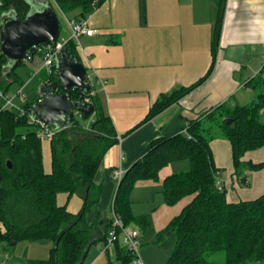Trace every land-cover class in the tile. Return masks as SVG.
Returning <instances> with one entry per match:
<instances>
[{"label": "trees", "instance_id": "16d2710c", "mask_svg": "<svg viewBox=\"0 0 264 264\" xmlns=\"http://www.w3.org/2000/svg\"><path fill=\"white\" fill-rule=\"evenodd\" d=\"M51 1L50 4H55L64 14L75 13L73 19H86L105 2ZM225 4L226 0H220L212 37L213 63L208 75L217 57ZM30 10L27 0H0V19L10 12L24 20ZM65 48L81 61L74 40H68ZM37 57L40 60L41 55L31 48L25 60L10 68L7 58L0 52V92L7 94L13 83L20 82L18 67ZM54 69L57 70L56 65ZM208 75L189 87L163 94L139 125L179 102ZM39 76L50 82L57 80L56 75L48 77L45 71ZM247 86L257 93L251 104L225 102L188 120L183 132L155 139L125 172L117 187L113 214L125 226L138 228L146 235L153 232V225L150 217L134 215L131 201L134 187L140 182H160L164 167L181 160L189 161L188 170L175 172L162 183L167 206L189 200L181 213L154 239L156 244H161L167 240V233L175 237L166 264H213L210 256L219 252L226 255L224 264L264 263V194L251 201L229 202L227 190H218L217 173L222 170L216 168L210 147L215 139L231 143L235 174L242 186L251 184L246 170L264 169V162L243 161L248 151L264 148V66ZM79 96L78 90L72 91V99ZM86 98L94 107L91 115L85 119L78 113L68 127H53L56 133L51 140L50 173L44 170L38 125L29 124L27 116L2 109L4 101L0 98V243L51 242L49 258L34 261L37 264H85L90 248L99 243L105 245L113 227V217L106 219L104 231L99 228L98 221L90 224L87 217L102 193V186L97 185L94 178L108 150L118 143V134L93 87ZM34 101L25 105L27 109L34 111ZM77 116L91 120L90 125H82ZM60 194L80 196L83 199L81 211L73 214L60 206L57 200ZM113 247L118 264H131L133 256L120 242H115Z\"/></svg>", "mask_w": 264, "mask_h": 264}, {"label": "crops", "instance_id": "0c3cea01", "mask_svg": "<svg viewBox=\"0 0 264 264\" xmlns=\"http://www.w3.org/2000/svg\"><path fill=\"white\" fill-rule=\"evenodd\" d=\"M219 6L220 0H105L86 18L89 28L96 34L81 37L79 56L87 69L88 83L122 137L108 150L94 178L96 184L102 186V193L91 210L92 215L87 217L90 224L99 221L102 215L107 219L106 213L97 208L106 200L112 211L118 187L116 172H126L144 155L152 141L183 132L188 120L225 102L248 105L254 101L244 103L247 98L244 94L251 89L248 82L264 66V0H226L217 57L208 75L213 63L212 37ZM33 62L39 67L38 61L34 59ZM206 75L203 83L179 102L139 125L163 94L189 87ZM23 82L18 83L24 91L26 85ZM36 97L30 100L26 94V103ZM16 103L21 101L16 99ZM210 147L216 168L225 170L221 175L224 173L227 178L229 202L251 201L264 194V169L246 170L251 184L242 186L235 174L231 143L215 139ZM42 152L44 170L50 173V140H42ZM243 161L264 162V148L247 152ZM187 167L188 163L180 162L164 167L160 182L138 183L132 191L131 201L133 195L143 196L148 192L150 195L149 188L162 185L165 178L185 171ZM149 195L141 202L149 203ZM57 200L73 214L79 213L83 206V199L78 195L60 194ZM188 202L184 200L175 206H167L164 199L148 213H142L136 211L132 201L134 215L148 216L152 221L153 232L140 236V240L142 237L146 239L145 243L157 247L152 249L141 243L149 264H157L161 259L164 263L170 255L173 243L156 244L154 239ZM96 263L95 258L88 264Z\"/></svg>", "mask_w": 264, "mask_h": 264}, {"label": "water", "instance_id": "95a60500", "mask_svg": "<svg viewBox=\"0 0 264 264\" xmlns=\"http://www.w3.org/2000/svg\"><path fill=\"white\" fill-rule=\"evenodd\" d=\"M37 1H28L31 10L24 20L10 12L3 14L0 19V51L7 58L10 68L25 60L34 46L55 45L60 39V23L53 7L36 10ZM56 66L57 80L42 89L44 102L34 105L32 115L56 129H63L74 122L75 114L82 113L86 119L93 113L94 107L86 101L92 85L86 82L88 76L85 65L67 48L56 55ZM75 89L80 92V96L74 100L72 91ZM8 166L12 167L10 161ZM105 224L106 217L102 215L98 221L102 231Z\"/></svg>", "mask_w": 264, "mask_h": 264}, {"label": "rangeland", "instance_id": "374dc122", "mask_svg": "<svg viewBox=\"0 0 264 264\" xmlns=\"http://www.w3.org/2000/svg\"><path fill=\"white\" fill-rule=\"evenodd\" d=\"M27 1L33 3V1L35 0H27ZM50 1L51 0H38L37 3L35 4L36 7L34 9L41 10L48 6L53 7L54 11L56 12L58 16L59 23H60V32H61L60 40L67 41L71 35V31H70L67 20L75 18V13L64 14L60 9H58L55 6V4L51 5L50 3L52 1L51 2ZM35 61H39V58L37 57ZM38 70H39V67L35 65L33 61H27L25 65L18 67V70H17L21 75V78H22L21 80L24 81L23 83L26 85L24 92L25 94L28 95L30 100L38 95V80L40 76H34V77L32 76V74L36 73ZM20 89H21L20 84L18 82L14 83L9 89L10 97H14ZM244 97H247L244 103L251 102V100L256 99L257 93L253 89H249L245 91ZM77 119L84 126H89L91 123V120L90 121L84 120L81 116H77ZM177 162L188 163V167L187 169H185V171L190 168L189 161L187 160H181ZM221 172H225V170ZM221 172H220V179L221 181H224L226 184L227 183L226 175H224V173H222L221 175ZM225 189H226V185H225ZM149 191L151 193L150 195L148 192L147 194L143 196L141 194L132 196V201L134 202L136 211L142 212V213H148L152 206L157 205L159 204V202L164 201L165 198L162 194V191H163L162 185L160 184L154 185L152 186V188H149ZM148 195L150 196L149 200L151 201L149 203L147 202L142 203L141 200H143V198H146V196ZM97 209L102 210V212L104 211L108 219L114 216L113 212L111 211L110 204L107 205L106 200L102 201L99 204ZM90 215H92L91 211L88 214V217ZM166 239H167L166 241L169 243L175 242V237L173 236L171 237L168 235ZM145 240L146 239L141 237L140 241L142 245L151 246L152 249H157V247L155 248L153 244L145 243ZM144 246L140 247V254H141V257L144 263L146 262L147 264H149L146 259V257L148 258V254L145 255V252H143ZM51 248H52V243L49 241H39V242L21 241L16 244L0 243V264L1 263L3 264H37L34 262L35 260H46L49 258ZM103 249H104L103 243L93 245L89 250L85 264H88L90 261L94 260L95 258L97 259L96 264H118L115 247H113L109 252H106ZM6 253L8 254V257L6 256ZM151 258H152V255H151ZM168 258L169 256L167 257V259ZM225 258H226L225 253L219 252V253H216L210 256V262L213 264H224ZM167 259L166 261H164V263L161 259V261H159L160 263L157 261V264H166ZM153 264H156V263H153ZM259 264H264V263H259Z\"/></svg>", "mask_w": 264, "mask_h": 264}, {"label": "built area", "instance_id": "2783aa9c", "mask_svg": "<svg viewBox=\"0 0 264 264\" xmlns=\"http://www.w3.org/2000/svg\"><path fill=\"white\" fill-rule=\"evenodd\" d=\"M67 22L71 31V35L68 40H74L77 44V49L81 48L80 41L82 36L85 35L91 37L96 34L95 30L89 28L87 19L72 18L68 19ZM67 41L59 39L55 45H37L33 47L38 52V54L41 55V59L38 61L40 69L38 72L34 73L33 76H39L42 71H45L48 77L53 74L57 75L58 70L54 69V66L56 65V55L58 54V52L65 48V44L67 43ZM39 80L38 95L33 104H42L44 102L45 98L42 93V89L51 83L49 79L40 78ZM86 82L88 83V79L86 80ZM0 98L4 101L2 109L13 110L17 112L19 116H27L29 124L38 125L39 138H41L42 140L50 141L53 139L56 130L52 126L41 121L38 117L34 118L32 115L33 109H27V107L25 106L27 103L26 94L23 91V88H21L14 97H10L9 94H3L0 92ZM16 99H19L21 103H16ZM86 101L89 102V99H87ZM117 139L118 141H121L122 137L118 135ZM124 174L125 172L122 170L116 172L115 180L117 182V185H119V183L122 181ZM217 187L219 191L225 190V182L221 181L219 172L217 173ZM113 220V227L109 232L108 240L104 245L103 250H110L115 242H120L133 256L131 264H145L140 254V229L125 226L122 220L115 214L113 216Z\"/></svg>", "mask_w": 264, "mask_h": 264}]
</instances>
